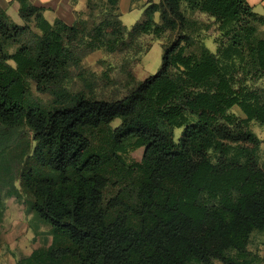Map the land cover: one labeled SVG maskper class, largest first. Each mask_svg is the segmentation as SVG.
<instances>
[{
    "label": "trees",
    "instance_id": "trees-1",
    "mask_svg": "<svg viewBox=\"0 0 264 264\" xmlns=\"http://www.w3.org/2000/svg\"><path fill=\"white\" fill-rule=\"evenodd\" d=\"M186 1L215 17L229 37L226 47L196 59L179 40L164 47L157 73L122 98L80 95L52 105L35 101L28 81L40 91L60 88L73 59L62 33L81 32L80 21L51 24L42 8L19 0V25L0 5V188L23 199L52 235L48 248L15 264H252L251 233L264 231V164L249 125H264V93L248 81L264 77V38L256 36L264 15L248 0ZM182 2L150 0L131 29L117 13L97 31L103 38L158 32L160 11L164 25L176 28L186 21ZM32 20L43 36L34 33L36 45L10 52L4 41L17 40ZM222 58H238L245 78ZM172 68L180 71L176 78ZM234 106L243 119L229 112ZM176 129H183L178 139ZM140 147L141 162L129 164L124 156ZM3 212L0 199V222Z\"/></svg>",
    "mask_w": 264,
    "mask_h": 264
},
{
    "label": "rangeland",
    "instance_id": "rangeland-1",
    "mask_svg": "<svg viewBox=\"0 0 264 264\" xmlns=\"http://www.w3.org/2000/svg\"><path fill=\"white\" fill-rule=\"evenodd\" d=\"M75 3H80L78 17L82 30L77 34L69 31L62 33L72 51L73 59L62 71L60 88L56 92L40 91L35 80L28 81L34 100L44 105L70 104L80 95L105 100L122 98L137 82L157 73L162 64L164 47H170L179 40L186 46V54L193 55L196 59L201 57L205 49L217 53L220 47L224 48L228 44L229 37L215 17L191 8L186 0L181 4L186 21L178 22L176 28L171 29L164 25L160 11L154 15L160 27L158 32L151 31L146 34L136 31L133 35H126L123 31L124 35L117 32L108 34L105 38L99 35L97 28L104 22L116 21L117 6L108 0H75ZM83 3L84 9L81 8ZM122 20L123 25L129 30L135 24L136 17L127 14ZM256 27V36L264 38V24L256 23ZM34 33L43 36V31L37 28L35 21L32 20L30 28L22 36L17 40L12 38L5 40V46L13 53L24 44L36 45L38 39ZM102 39L103 43L99 42ZM112 42L117 48L114 51L110 49ZM96 45L99 47L93 49ZM9 63L14 64L13 61ZM222 63L240 67L238 77L240 81L245 78L246 66L243 68L244 65L238 58L232 60L222 58ZM129 72L134 74V78L129 77ZM179 74L178 69H171V76L174 78ZM248 83L261 88L264 93V77L250 80ZM229 112L238 119L246 116L238 106H234ZM120 122V119H116L111 125L115 127ZM249 128L261 140L258 150L260 164L263 165L264 125L252 120ZM182 130L176 129V139ZM143 153L144 147L134 148L124 157L132 164L141 162ZM212 158L216 162L217 155L213 154ZM119 187L110 186L106 193L107 198L115 194ZM0 199L4 210L0 222L1 263L6 264L14 260L17 263L20 259L30 256L34 250L48 248L51 245L50 225L39 222L33 214L28 213L23 199L10 196L8 190L3 188H0ZM248 250V258L252 264H264V231L254 230L251 233ZM230 254L236 255L235 251H231ZM189 264L202 263L190 261ZM210 264L224 263L220 260H211Z\"/></svg>",
    "mask_w": 264,
    "mask_h": 264
},
{
    "label": "crops",
    "instance_id": "crops-1",
    "mask_svg": "<svg viewBox=\"0 0 264 264\" xmlns=\"http://www.w3.org/2000/svg\"><path fill=\"white\" fill-rule=\"evenodd\" d=\"M148 1L150 0H118L116 11L120 14L119 18L122 23V19L127 16V14L136 17L135 23L143 20ZM153 1L155 3L158 2L157 0ZM28 2L42 8L43 17L51 24H54L57 20H61L67 25L72 26L79 20L78 11L80 3L76 4L75 0H28ZM248 2L254 8L255 12L264 15V0H248ZM0 5L15 23L19 25L25 24L19 13L21 8L19 0H0ZM84 5V3L81 5L82 9H84ZM132 26L129 29H131ZM11 256L13 257L12 253ZM1 261L2 260H0V264H3ZM15 263L16 260L6 262V264Z\"/></svg>",
    "mask_w": 264,
    "mask_h": 264
}]
</instances>
